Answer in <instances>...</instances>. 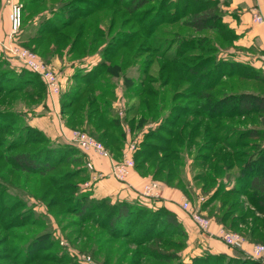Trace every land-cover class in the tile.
Segmentation results:
<instances>
[{"label": "trees", "instance_id": "trees-1", "mask_svg": "<svg viewBox=\"0 0 264 264\" xmlns=\"http://www.w3.org/2000/svg\"><path fill=\"white\" fill-rule=\"evenodd\" d=\"M149 1L136 0L130 9L133 12L137 11ZM45 6L52 8L39 9ZM24 8L22 23L25 24V27L23 26L25 29L20 30V39L31 41V49L37 52L47 64L57 56L62 57L64 52L71 55L79 51L80 45L83 43L81 42L82 35H85L86 21H83L80 27L81 32L76 33L74 37L68 34L67 29L74 24L75 19L85 20L86 17L76 18L75 16L67 20L63 17L64 13H61L63 8L55 9L50 3H46V0L26 1ZM46 13L51 15L46 17ZM225 15L226 11L224 12L223 7L213 3L212 0H205L202 8L191 14L185 24L196 32L213 31L218 45L227 43L230 39L232 42H228V44L234 45L233 42L238 39V35L225 21ZM36 16H40L38 30L34 34L33 32L25 33V37H22V34L32 26V20ZM86 16L88 17L90 14ZM29 21L32 22L29 23ZM221 22L224 25L214 26V24L219 25ZM94 32H97L96 28ZM176 37L178 36L174 38ZM25 43L27 44L26 41ZM129 46L123 45L121 48H128ZM188 48L184 45L176 46V52L168 57V63L181 67L179 59L185 56L183 54ZM205 49L202 47V50ZM100 53L101 60L99 63L90 70L81 69L75 73L73 79L78 81L77 85L71 92H63L62 87L58 97H60V104L63 106L61 108L66 115L67 126L70 129L85 131L102 141L113 153L114 158L120 160L129 140L127 134L130 133L131 135L134 129H142L150 120L158 119L157 115L162 109L161 104L165 101V95H159L152 88L142 89V91H138L139 95H137L140 99L129 109V114L121 117L115 112L114 102L117 99L115 94L118 88L117 83L120 79L126 82L122 76L125 66L128 64L125 51L120 52L116 46L109 52ZM201 65V68L204 69V63ZM194 67L191 71H194L196 75L199 68L194 69ZM227 67L230 68L231 75L238 74L241 79L248 78L264 84V78L259 75L241 74L243 68L257 71L255 67L244 61L232 59ZM176 73L179 74V72ZM221 74L218 76L219 78H221ZM219 78L208 73L203 79L206 83L202 85V90H206L207 93L202 94L201 98L207 103L206 108L209 111L202 110L201 112L206 120L225 119V117L239 118L254 113L259 120V125L242 133L241 138L236 137L235 139H230L234 132L231 126H227L225 130H218L216 125L214 128L213 124L209 125L208 123L206 126L201 125L200 128L194 125L189 130L188 123H186L178 131L177 128L167 130L168 125L166 124L159 125L155 130L146 132L144 139L137 143L133 153L135 161L133 171L137 169L143 174H152V180L162 177L168 186L178 187L183 181L179 173L185 162L184 151L194 147V138L200 133L203 134L202 131L204 136L217 137L216 141L213 139L214 145L212 144V147H204L207 153H204L203 156L208 159L207 166L211 162L215 163L210 170L213 176L208 179L215 182V178L225 172L224 180L225 178L229 180L234 178L243 186L234 185L226 190L223 198L239 195L244 196L245 200L244 202L235 201L226 212H223V207L218 208L219 210L215 211L213 215L218 217L224 227L241 233L244 238L247 237L256 243H260V240H264V148H257V143L253 140L264 137V93L245 92L240 95L224 93L223 97L216 98V95L210 94L209 91H214L216 85H224L222 79ZM5 82H11V84L5 85ZM0 93H6L8 98L11 97V99H7V97H4V100L0 99V114L4 113L5 117L15 118L13 121L0 124L2 127L0 128L2 134H0L3 137L1 142L6 137L3 132L11 129L13 139L6 144V148L11 143H13L11 145L13 147L37 146L34 151L22 150L12 154L10 158L13 164L23 171L32 172L33 175L38 176L37 178L45 179L47 183L46 194L55 193V197L72 198V200L69 198L68 200L73 203L71 206L79 208V215L84 216L85 212H91L95 209L97 212L101 211V218L90 228L100 230L99 236L104 234L112 236H109L103 245L98 243L96 254L104 252L105 264H111L110 262L115 264H173L174 260H179L176 264H186L183 262L180 252L186 246V241L185 239L177 238V240L174 238L179 235L180 238L188 240V235L174 212L165 207L151 208L139 200L114 201L110 197H93L92 193L89 192L91 188L84 187V183L91 180L83 154L84 150L76 144L63 140H50L42 130L33 127L29 121L25 122V119L28 118L27 113L45 101L48 95L46 86L38 74L25 67L21 69L13 67L5 59H0ZM221 98L224 100L218 102V99ZM20 104L25 106H20L17 110L16 107ZM30 108L32 109L30 110ZM176 125V121L171 123L172 127ZM221 130L226 133L221 134ZM162 132L169 133L171 137L164 140L159 135L163 134ZM28 134L31 136L30 138H28ZM246 139H252V141L248 142ZM155 140L159 143H156ZM11 146L10 148H12ZM214 151L217 152V157L214 156ZM159 154H163L162 157H159ZM214 160L216 161L214 162ZM64 164H72L74 169L72 171L67 169L64 173H54ZM237 166L239 170L236 173L231 171ZM228 173L229 175H227ZM206 185L205 183L204 189ZM67 193L68 195H65ZM217 198L216 190L209 197L207 204L217 200ZM66 201L67 199L63 202ZM222 202L224 205V199ZM244 203L247 204L244 205ZM210 212L213 211L210 209ZM136 229L138 233L134 235L133 231ZM129 237L132 238L130 243H133L135 248L122 250L123 245L127 243L124 242V238ZM192 264L264 263L241 251L237 253V257L206 253L195 257Z\"/></svg>", "mask_w": 264, "mask_h": 264}, {"label": "rangeland", "instance_id": "rangeland-1", "mask_svg": "<svg viewBox=\"0 0 264 264\" xmlns=\"http://www.w3.org/2000/svg\"><path fill=\"white\" fill-rule=\"evenodd\" d=\"M26 1L30 0H23L24 3ZM135 1L46 0V3H50L55 9L63 8L61 13H64L63 17L67 20L75 16L76 18L86 17L85 20L75 19L74 24L67 29L68 34L74 37L76 33L81 32L80 27L83 21H86L84 28L85 35H82L81 42L83 43L80 45V49H83H79L77 53L66 57L68 62L74 65V74L81 69H87L90 66L89 64L95 62L93 59L96 56L101 57L100 52H109L116 46H118L120 52L123 53V50L125 51V58L128 64L125 66L124 75L122 76L127 83L123 79L118 80L119 82L117 83L118 88L116 92L118 93V101L114 108L117 114L120 112L123 114V117L125 114H129V109L140 99L137 95H139L138 91H142V89L148 90L152 88L159 95H165V101L161 104L162 109H160L157 115V118L160 120H150L142 129H134L128 141H136L138 143L144 139L146 132L155 130L159 125L164 124L168 125L167 130L177 128L178 131L186 123H188L189 130L194 125L200 128L201 125L206 126L208 123L209 125L213 124L214 128L216 125L218 130H225L227 126H231L234 132L230 136V139L241 138L242 133L257 127L256 125H259V120L254 113L239 118H213L207 121L201 111L204 110L206 112L209 110L206 108L207 103L202 101L201 95L207 93L206 90H202V85L206 83L203 80L204 77L210 73L213 77L219 78L218 76L223 72L226 74H221L222 76L219 79H222L224 85H216L214 91H209L210 94L216 95V98L223 97L224 93L227 95H240L245 92L264 93L263 83L249 80L248 78L241 79L238 77V74L231 75V70L227 67V64L232 59L236 61L238 59L257 69V71H252L248 68H243L244 70L241 71V74L259 75L264 78V59L262 58L264 53H259L257 57L252 56L253 52L237 47L236 43L238 39L233 42L234 45L228 44V42H232L231 39L227 43L218 45L219 43L216 44L214 38L216 36L213 31L196 32L187 26L185 24L187 19L191 14L202 8L205 0H150L137 11L133 12L130 8ZM231 1L212 0L213 3L223 8ZM43 8L52 7L45 6L39 9ZM88 14L90 16L87 17L86 15ZM49 15L51 14H45L46 17ZM170 20L172 21L168 22ZM31 22L29 21V23ZM220 25L224 24L222 22L219 25L214 24L215 27H219ZM23 26L25 27V24L23 25L22 23L21 31L25 29ZM39 26L40 23L38 22L37 25L29 27L27 31H32L34 34ZM95 28L97 32H94ZM21 31L15 34V39L12 41L31 49V41L27 39H22V41L20 39ZM27 31L25 33H28ZM9 34L10 31L0 41H8ZM175 36L178 37L174 38ZM22 37H25V35L23 34ZM122 42L125 44H120ZM123 45L130 46L128 48H121ZM182 45L189 48L183 54L185 56L179 59L181 67L169 64L168 57L175 54L176 46L181 47ZM202 47L206 49L202 50ZM0 59L9 60L10 62L8 63L17 65V68H22L18 64L21 63L19 60L12 56H7L2 50L0 51ZM255 59H257V62L260 61L262 63L256 64L259 66L251 65L250 62ZM52 60L48 66L60 75L63 92H71L78 81L73 79V74L71 79H69V76L67 77L63 74L65 73V71H62L64 65L61 62H56L55 59ZM201 63H204V69L201 68ZM192 67L194 69L199 68L196 75L194 71H191ZM68 68L72 69V67ZM176 72H179V74ZM214 82L216 81L214 80ZM9 83L11 84V82H5V85H9ZM4 97L11 99V97L8 98L6 93H0V99L4 100ZM57 97L58 95L53 98L47 95L46 99L53 102L56 99L57 102V99H60V97ZM223 100L222 98L218 99V102H222ZM42 103H45V101ZM20 106L23 107L25 105L20 104L16 109L18 110ZM29 107L31 106L29 105ZM61 107L63 106L61 105ZM31 112L27 113L28 118L25 119L26 123L27 121L30 122L29 118L34 115L35 109L31 110ZM56 116H58V113H56ZM64 117L66 118V115L63 112V108H61V114L59 113L58 116L60 122H63ZM13 120H15L14 117H5L4 113L0 114V124ZM173 121L177 123L175 127L171 126ZM0 128L2 127L0 126ZM72 130L68 129L63 123L60 129L61 136L66 137V134ZM222 130L221 134L226 133ZM3 133L6 134V137L1 142L3 137L1 136L2 133L0 134V264H105L106 258L103 254L104 252L96 254V251L98 243L103 245L108 237L112 236L110 234L109 236L105 234L99 236L100 230H97V228L92 230L90 228L101 218V211L97 212L95 209L91 210V212H85L84 216L86 217H84L79 215V208L71 206L73 203L69 202V197H55V193L46 194L47 183L45 179L37 178L38 176L33 175L32 172L21 170L13 164L10 158L12 154L22 150L34 151L37 149V146L13 147L11 146L13 143H11L10 146L12 148L9 146L8 149L6 148V144L13 139L11 135L12 130L9 129ZM162 133L159 135L164 140L171 137L167 132ZM202 133L194 138V147L190 148L191 150L187 149L184 151L185 162L179 173L183 181L178 187L185 193L183 200H188L195 204L199 202L205 216L212 219V214L218 211V208L221 209L223 207V212H226L230 206H233L235 201L244 202L245 199L239 195L229 196L226 199L223 198L226 190H229L234 185L237 187L243 186H241L239 181L236 182L234 178L230 180L225 178L224 180V177H226L224 176L225 172L216 177L215 182L208 179L210 176H213L210 170L212 169L211 166L213 167L215 163L211 162V165L207 166L208 159L206 156H203L204 153H207L204 147H212L214 145L213 139L216 141L217 137L204 136L203 131ZM30 137L28 134V138ZM49 139L53 141L60 140L53 137H49ZM242 141L245 140L242 139ZM246 141L249 142L252 139H246ZM155 142L159 143L157 140ZM253 142L257 143V148H264V137L253 140ZM213 154L217 157L216 151ZM162 155L159 154V157H162ZM73 167L72 164H64L62 168L54 173H64L67 169L72 171ZM238 170L239 167L237 166L231 171H235L234 173H236ZM163 180L164 178L162 177L157 179L162 185H167ZM86 182H90V180ZM205 183L207 185L204 189ZM216 190L217 200L210 201L207 204L209 197ZM65 195H68V193ZM201 198H204L205 201L200 202ZM65 199L67 201L63 202ZM69 199L72 200V198ZM222 199H224V205ZM147 200L139 201L151 204H146L147 206L156 205V201L154 200L157 199ZM244 205L246 204L244 203ZM179 206L182 210L181 204ZM210 209L213 211L212 213ZM90 217H92L91 220H89ZM137 233V229L133 231L134 235H137ZM177 238L185 239L186 241V246L180 251L184 255L183 257L181 255L183 260L188 255L185 253V250L189 248L188 240L180 238L179 235L174 239ZM124 239V242L127 243L123 245L122 250L135 248V245L130 243L132 241L131 237ZM259 242L264 243V240H260ZM178 262L179 260H174L173 264Z\"/></svg>", "mask_w": 264, "mask_h": 264}, {"label": "crops", "instance_id": "crops-1", "mask_svg": "<svg viewBox=\"0 0 264 264\" xmlns=\"http://www.w3.org/2000/svg\"><path fill=\"white\" fill-rule=\"evenodd\" d=\"M15 4H20L24 11L25 8L23 0L0 1V40H3V38H5L11 29L9 15L12 6ZM224 9L226 11L225 21L238 35V40L236 43L237 47L241 49H248V51L253 52L252 56L255 57H257L259 53H264V23H259L254 20V12H259L264 16V0H232L227 6L224 7ZM39 18L40 16H36L32 23L37 25V23L40 22ZM63 54L64 55L62 57L57 56L54 59L56 62H61V64L64 65V69H62V71H65V73L63 74H65L67 77L69 76V79H71V77L74 75V65L71 64V62H68V59H66V57H70V54L65 52ZM93 60H95V62L89 64L90 66H88L87 70H90L92 67L98 64L101 60V57L96 56V58ZM8 62L10 61L8 60ZM252 62L250 63L254 66H259L256 64L262 63L260 61L257 62V59L253 60ZM18 64L24 68L21 63ZM13 67L17 68V65L13 64ZM68 67H72L73 71H71L72 69ZM115 94L118 98V93L116 92ZM117 101L118 99L115 100L114 106H116ZM34 109V115L29 118V123L33 127L42 130L48 137H53L54 139H60L72 143L68 138L71 132L67 131L68 133L66 134V137L61 136L60 129L62 124L64 123L68 129L69 127L66 124L65 117L63 118V122H60L58 118L59 113L61 114L60 99H57V102L56 99H54V102L46 99L45 103L40 104ZM56 113H58V116H56ZM118 114L123 117V114L120 112ZM130 137V133L127 134V139H130ZM83 154L85 155L86 164L92 163L94 165L93 171L90 169V171L88 170L91 179V189H89V192L92 193L93 197H110L114 201H148L145 197H143L142 189L146 183L153 179L152 174H143L135 169L125 181H120L111 174V161L108 158L99 155L93 150L83 151ZM98 173L99 175L101 174V178L99 176V179L94 180V176ZM184 195L185 193L180 187L163 185L161 198L154 200L156 201L155 206L149 207L155 209L165 207L177 215L180 223L183 225V228L188 235L189 248L185 250V253L188 255H185L186 257L183 259L186 264H192L195 257L204 255L206 253L213 255L224 254L227 257H237V253L242 251L252 257V247L253 244L256 243L254 240L246 237L240 246L232 247L214 236L213 233L217 232L220 226H223V224L218 220L217 216L213 214L211 216L213 220L211 234L201 231L189 217L187 212L183 209L181 210L179 206L181 204H179V202L183 201ZM242 197L245 199L244 196ZM143 203L151 205L147 202ZM181 255L182 257L184 256L183 253ZM252 258L255 259L254 257ZM262 262L264 263V261Z\"/></svg>", "mask_w": 264, "mask_h": 264}, {"label": "built area", "instance_id": "built-area-1", "mask_svg": "<svg viewBox=\"0 0 264 264\" xmlns=\"http://www.w3.org/2000/svg\"><path fill=\"white\" fill-rule=\"evenodd\" d=\"M9 18L11 22V30L8 36L9 39L8 41H0V45L2 47L1 50L7 56H12L13 58L19 60L25 68L38 74L45 82L48 95L51 98L59 95L62 90L59 74L52 70L36 52L12 41L15 39V34L21 30L22 26L23 8L20 4L12 6ZM254 20L259 23H264V16L259 12H254ZM262 58L264 59V56ZM68 138L70 142L78 145L82 150H93L99 155L108 158L111 161V174L118 180L124 181L132 173L135 166L133 153L137 147L136 141H128L122 158L120 160H116L111 151L100 140L94 138L85 131L73 129ZM88 167L91 170L94 169V165L92 163H88ZM99 176L101 178V174L99 175V173L95 175L94 180L99 179ZM84 187H91V182H86ZM162 188L163 185L161 182L151 180L144 185L142 195L150 200L159 199L162 195ZM204 201V198L200 199V202ZM181 207L187 212L189 217L199 229L211 234L213 220L205 216L200 208L201 206L199 205V202L195 204L188 200H183ZM213 234L232 247L240 246L245 239L241 233L228 229L224 226H220L217 232ZM251 255L257 260L264 261V243L253 244Z\"/></svg>", "mask_w": 264, "mask_h": 264}]
</instances>
